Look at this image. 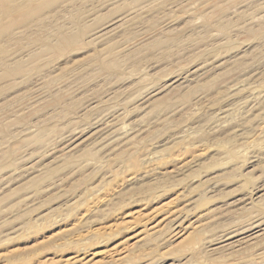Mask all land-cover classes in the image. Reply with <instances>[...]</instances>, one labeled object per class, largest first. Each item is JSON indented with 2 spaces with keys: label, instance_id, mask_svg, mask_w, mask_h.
Segmentation results:
<instances>
[{
  "label": "rangeland",
  "instance_id": "1",
  "mask_svg": "<svg viewBox=\"0 0 264 264\" xmlns=\"http://www.w3.org/2000/svg\"><path fill=\"white\" fill-rule=\"evenodd\" d=\"M45 13L1 31L0 264H264V0Z\"/></svg>",
  "mask_w": 264,
  "mask_h": 264
},
{
  "label": "bare ground",
  "instance_id": "2",
  "mask_svg": "<svg viewBox=\"0 0 264 264\" xmlns=\"http://www.w3.org/2000/svg\"><path fill=\"white\" fill-rule=\"evenodd\" d=\"M53 1L54 0H0V77L13 76L17 78L23 70V63L21 60L17 58L11 60V58L5 57L6 48L4 39L1 37L2 29L10 28L12 24H20V27L25 30L41 26L44 23V17L46 15L45 9L48 8ZM64 32L65 31H61L58 36L61 43L64 45L77 42L82 35L80 30L66 32L67 34ZM44 46L47 47L46 44H44ZM113 64L116 67L119 65L116 61H114Z\"/></svg>",
  "mask_w": 264,
  "mask_h": 264
}]
</instances>
